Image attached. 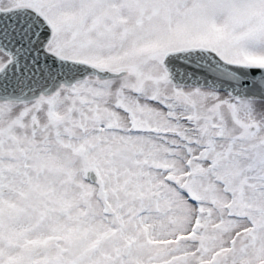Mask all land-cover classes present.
<instances>
[{
  "label": "snow or ice",
  "instance_id": "1",
  "mask_svg": "<svg viewBox=\"0 0 264 264\" xmlns=\"http://www.w3.org/2000/svg\"><path fill=\"white\" fill-rule=\"evenodd\" d=\"M0 264H264V0H0Z\"/></svg>",
  "mask_w": 264,
  "mask_h": 264
}]
</instances>
